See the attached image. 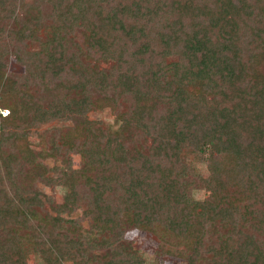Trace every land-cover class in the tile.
Wrapping results in <instances>:
<instances>
[{
	"label": "trees",
	"instance_id": "1",
	"mask_svg": "<svg viewBox=\"0 0 264 264\" xmlns=\"http://www.w3.org/2000/svg\"><path fill=\"white\" fill-rule=\"evenodd\" d=\"M91 90L116 128L88 119ZM1 110L0 264H30L25 244L41 264H147L135 227L186 264H264V0H0ZM38 179L63 201L34 207Z\"/></svg>",
	"mask_w": 264,
	"mask_h": 264
},
{
	"label": "rangeland",
	"instance_id": "2",
	"mask_svg": "<svg viewBox=\"0 0 264 264\" xmlns=\"http://www.w3.org/2000/svg\"><path fill=\"white\" fill-rule=\"evenodd\" d=\"M23 67L17 64L13 57L11 56L7 62V72L10 74L18 73L22 71ZM189 91L198 92L201 91V85L199 82H193L185 86ZM90 98L92 105L88 113V119L93 121L96 125H108L112 129L116 128L114 119V113L111 110V100L105 96V94L100 93L96 90H91ZM0 113L4 115L6 110H1ZM57 122H50L42 124L38 129L31 131L26 137L17 136L14 139V145L16 146L17 152L22 151L25 147L35 150L38 145V136L41 131H43L48 126H52ZM59 124V122H58ZM68 124V122H65ZM76 157L71 158L72 163H77ZM179 169L181 168L183 173H187L196 182L195 189L190 191L188 195L193 197V199L201 200L205 197L207 192L201 187L200 180L206 175V169L204 166V161L202 155L193 151L190 147H185L183 151L178 153ZM44 164L47 167H52L53 165H64L61 160H53L51 157L45 159ZM33 193L37 194L38 199L35 203H32L34 207H40L43 205L44 208L48 209L49 204L61 203L63 201L65 188L61 185L50 186L42 183L39 179L35 181L34 184L30 185ZM80 211H75L69 217L79 218ZM88 221L82 222L81 230L86 232L88 230ZM109 234L103 236V238H108ZM125 240H127L140 254H142L146 260L147 264H186V260L179 255V251L183 248L169 247L165 246L155 238L151 233L139 229L138 227L128 230L124 234ZM105 249L100 248L98 252L102 253ZM26 257L30 264H41V260L38 255L35 254L29 245L25 244ZM205 264V263H204Z\"/></svg>",
	"mask_w": 264,
	"mask_h": 264
}]
</instances>
